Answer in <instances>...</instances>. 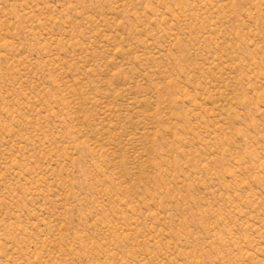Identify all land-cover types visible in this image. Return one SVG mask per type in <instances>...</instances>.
<instances>
[{
	"label": "rangeland",
	"instance_id": "374dc122",
	"mask_svg": "<svg viewBox=\"0 0 264 264\" xmlns=\"http://www.w3.org/2000/svg\"><path fill=\"white\" fill-rule=\"evenodd\" d=\"M0 264H264V0H0Z\"/></svg>",
	"mask_w": 264,
	"mask_h": 264
}]
</instances>
